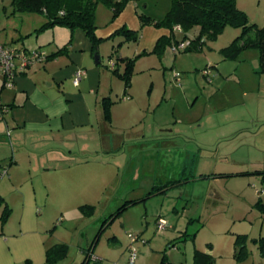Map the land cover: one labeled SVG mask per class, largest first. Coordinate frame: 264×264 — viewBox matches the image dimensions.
<instances>
[{"label": "rangeland", "instance_id": "rangeland-1", "mask_svg": "<svg viewBox=\"0 0 264 264\" xmlns=\"http://www.w3.org/2000/svg\"><path fill=\"white\" fill-rule=\"evenodd\" d=\"M236 4L250 23L264 25V0ZM4 5L9 15L10 0ZM23 15V21L17 19L20 24L27 20ZM176 31L177 39H183V31ZM198 32V26L192 27L186 39ZM241 33V27L227 25L215 38H204L202 47L168 53L164 63L152 67L155 56L141 58L126 92L124 81L107 67L114 79L111 133L93 130L70 148H56L61 142L49 141L48 148L42 143L16 145L0 155V172L8 171L0 176V196L11 209L4 226L0 222V264H190L195 250L209 252L214 264H264L259 246L264 212L257 204L264 201L262 174H238L244 171L236 170L251 167L233 160L252 148L235 137H222L225 126L240 121L251 126L247 112L241 120H231L232 115L251 109L257 100L259 107L264 103L258 48L242 49L236 58H225L221 51ZM211 64L210 75H204L202 69ZM236 68L242 73L240 83L226 82L225 74ZM249 87L254 91L247 92L242 107L241 92ZM129 88L132 97L123 99ZM158 133L165 138L153 140ZM213 135L210 142L207 137ZM185 137L196 143L197 159L182 170L184 156L188 159ZM68 149L69 158H62ZM228 153L233 160L226 159ZM154 187L165 190L147 197ZM160 217L166 220L163 230L157 229ZM184 232L189 234L185 239ZM129 233L139 234V239L132 243ZM238 234L246 236L248 251L239 261L233 256ZM132 246L137 251L134 262L129 260Z\"/></svg>", "mask_w": 264, "mask_h": 264}, {"label": "crops", "instance_id": "crops-1", "mask_svg": "<svg viewBox=\"0 0 264 264\" xmlns=\"http://www.w3.org/2000/svg\"><path fill=\"white\" fill-rule=\"evenodd\" d=\"M159 1L129 0L114 19H111V9L99 3L95 11L97 25L95 34L100 42L97 48L94 49L82 29L77 28L71 31L69 28L57 24L40 28L45 21V17L44 15H33L32 12H29V14L20 12L21 15L27 14L23 15L27 19L24 22L26 25L24 23L20 24L17 19L22 20L23 17L16 15V12H9L8 15V8L4 5V0H0V43L16 48H42L48 55L55 53L66 45L62 52L46 57L45 60L35 63L25 72L18 74L12 87L4 84V76L0 72V155L6 153L9 148L12 150L16 145L25 148L39 147L41 143L45 145L49 141L53 143L60 141L61 146L57 145L56 148H70L74 140L86 139L88 133L93 130L98 134L101 131L111 133L114 114L111 112V120L107 122L103 117L102 107L103 98L110 97L113 100L110 91L113 89L112 82H114V79L110 71L107 70V67L112 70L113 66L109 62L115 63L117 56L134 57L146 52L142 54L143 56H138L139 58L136 59L134 67L140 68L141 58L147 56L150 59V56H155V59L151 57L154 62L150 60L153 64L148 66L152 67L156 63H164L168 53L172 54L168 47L161 58L151 53L158 38L163 35H170L171 32L164 27H155L151 24L141 25L138 16V13L142 12L152 18H161L169 9L171 2L167 0V5L161 7ZM3 15L5 16L3 17ZM121 26H127L129 29L137 31L139 34L138 39L135 42H122L117 46L118 43L123 41V37L120 35L110 36ZM176 32L174 29L173 34L175 36ZM69 39H71L70 43H68ZM124 45L128 49L124 50ZM114 49H117V53L110 58L109 55L113 53ZM129 49L132 51L131 54L126 52ZM96 51L100 56L95 59ZM122 65L123 63L120 62L115 67L120 71ZM78 67L84 69V75L79 83L75 85L73 76ZM239 70L236 68L229 75L225 74V81L236 79L240 83L242 73ZM258 86L256 92L260 91ZM130 88L128 89L127 99L132 97ZM249 91L252 92L254 89L251 87H249V90L243 88L241 92L242 100L240 104L242 107L246 105L244 97ZM259 95L258 93L257 97ZM257 102L258 104L251 109L242 110L243 112L240 115L231 116V120H241L245 119V113L247 112L251 126H245L240 121V125L225 126V133L222 134L225 140L235 137L240 140V144H248L252 148L253 152H245L243 156L236 158V160L230 157V153L225 154L226 159L229 157L231 160L234 159V163L248 164L251 167L236 170V172L264 170V103L259 107V100ZM113 106L112 104L111 111ZM95 125L97 129H94ZM157 129L163 131L162 127ZM247 134L250 135V138ZM214 136L217 135L212 137ZM141 137L146 136L141 135ZM151 137L153 140L165 138L159 133L153 134ZM207 138L210 142H213L216 137L214 139ZM108 140L111 142V137ZM184 143V151L187 152L188 159L184 156L182 170L186 168L187 163H193L192 160L197 159L195 157L197 145L193 142V139L185 137ZM45 147L48 148L49 146L45 145ZM51 147L54 148L55 146ZM70 151L68 149V152L63 153L62 158H69L67 155L71 154ZM199 160H196L197 165H199ZM10 161H15L12 156ZM261 181L264 183V174H262ZM191 260L190 264H193V254Z\"/></svg>", "mask_w": 264, "mask_h": 264}, {"label": "trees", "instance_id": "trees-1", "mask_svg": "<svg viewBox=\"0 0 264 264\" xmlns=\"http://www.w3.org/2000/svg\"><path fill=\"white\" fill-rule=\"evenodd\" d=\"M128 1L129 0H10V4L13 13L32 12L43 14L45 21L41 24L40 28L57 24L65 26L71 31L77 28L82 29L91 41L93 48L96 49L100 42V39L95 34L97 28L95 22L97 5L102 3L108 6L111 9V19H114L120 14ZM138 16L141 25L151 24L155 27H164L170 30V35H163L158 38L151 51V53L156 54L159 58H161L165 49L172 41L179 40L173 34L176 25H179L180 30L183 31V39H186V32L188 30L194 26L199 27L198 36L194 39H189L190 44L185 51L195 47H202V44L205 42L204 38H215L227 25L239 26L242 29L241 35L221 49L223 56L225 58H236L242 49L256 47L259 50V71L264 74V25L259 27L254 23H250L246 13L237 7L236 0H171L169 9L161 18H152L142 12H139ZM116 35L123 37V41L118 43L117 46L122 42H135L139 36L137 31L129 29L127 26H121L116 29L110 37ZM70 42L71 39H69L68 43ZM65 48L66 45L55 53L47 55V58L62 52ZM114 51L116 52L117 49H114ZM113 53L109 55L110 58ZM145 53L146 52L140 53L134 57L117 56L115 58L112 71L124 81L126 87L125 92L127 87L131 85V76L136 58ZM120 62L123 63L122 71H119L118 68L115 67L120 64ZM112 104L113 100H111L110 97L102 99L103 117L107 122L111 120ZM254 172L264 174V170H255ZM243 173L249 172L244 171L238 174ZM226 175H231V173H225V176ZM158 189L159 188L154 187L147 197L158 191L163 192L165 190ZM257 204L261 211L264 212V201L258 200ZM126 206L127 203L121 206L117 212L119 213ZM1 207L0 222L1 226H4L10 215L11 209L4 198L0 196V208ZM188 235L189 234L184 232L181 238L185 239ZM245 239L246 236L244 234H238L236 236L233 256L237 261L245 259L248 256V251L245 248ZM259 246L261 254H264V238L259 239ZM54 248L55 247H51L47 250L46 260L49 262L53 261L51 253ZM87 251L89 252V249H87ZM160 264H164V262L162 261ZM193 264H214V259L208 253L195 250L193 254Z\"/></svg>", "mask_w": 264, "mask_h": 264}, {"label": "built area", "instance_id": "built-area-1", "mask_svg": "<svg viewBox=\"0 0 264 264\" xmlns=\"http://www.w3.org/2000/svg\"><path fill=\"white\" fill-rule=\"evenodd\" d=\"M175 30H180V26L176 25L174 27ZM190 41L188 39H179L172 41L168 45V49L172 54H176L181 51H185V49L189 46ZM47 52L42 48L36 49H25V48H16L11 45H5L0 43V72L4 76V84L8 87H12L14 85V81L18 74L25 72L31 66L39 61L45 60L47 57ZM111 66H113V62H109ZM210 67L208 65L204 69H202V73L204 75H210ZM84 75V69L82 67H78L73 76V83L77 85ZM175 76H178V73H175ZM210 80V78L208 77ZM127 99L128 96H124L123 99ZM7 173V168H3L0 172V176ZM166 227V220L163 217L158 218L157 221V229L163 230ZM131 242H135L139 239V234L129 233L128 234ZM129 260L134 262L136 260L137 251L134 246L130 248ZM90 258L93 260H97V257L90 254Z\"/></svg>", "mask_w": 264, "mask_h": 264}, {"label": "water", "instance_id": "water-1", "mask_svg": "<svg viewBox=\"0 0 264 264\" xmlns=\"http://www.w3.org/2000/svg\"><path fill=\"white\" fill-rule=\"evenodd\" d=\"M99 56H100V55H99L98 51H96V52H95V59H96V58H99ZM95 61L97 62V60H95Z\"/></svg>", "mask_w": 264, "mask_h": 264}]
</instances>
